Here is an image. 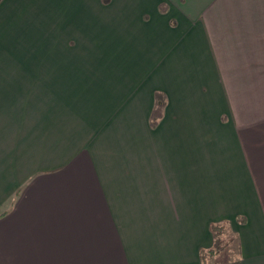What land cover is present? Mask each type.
I'll use <instances>...</instances> for the list:
<instances>
[{"label":"crops","instance_id":"crops-1","mask_svg":"<svg viewBox=\"0 0 264 264\" xmlns=\"http://www.w3.org/2000/svg\"><path fill=\"white\" fill-rule=\"evenodd\" d=\"M216 226L264 264V0H0V264H209Z\"/></svg>","mask_w":264,"mask_h":264},{"label":"rangeland","instance_id":"rangeland-1","mask_svg":"<svg viewBox=\"0 0 264 264\" xmlns=\"http://www.w3.org/2000/svg\"><path fill=\"white\" fill-rule=\"evenodd\" d=\"M60 66H61V64L59 62H53L52 66L50 68L48 65L46 67H44V63L41 62V63H37L35 69H37V70H41V69H52V70H54V69H59ZM55 103H57V102H55ZM49 104H51V106H52L51 108H53V109L50 111H46L47 114L50 112L54 113V112L58 111V108L60 107L58 104H54V103H49ZM40 106H41V104L37 103V107H40ZM36 113H37L36 114L37 115L36 116L37 121L41 122V120H44V115H43L42 110L37 109ZM48 117L50 118V115H48ZM230 233L231 232H229V231L226 232L227 238H225L223 240V244H225L226 240L229 239L227 244H226V246H227L226 250H224V252L221 253L220 251L223 250V248H224V247H222V249L219 252H217L215 254H211V256H213V257H211L210 259H207V262L209 264H229L230 262H234L236 260V258H237V255L235 254L236 242H235L234 238L229 236Z\"/></svg>","mask_w":264,"mask_h":264},{"label":"trees","instance_id":"trees-1","mask_svg":"<svg viewBox=\"0 0 264 264\" xmlns=\"http://www.w3.org/2000/svg\"><path fill=\"white\" fill-rule=\"evenodd\" d=\"M160 9H163V5L160 6ZM165 102H166L165 95L161 92H156L155 96H154L153 109H152L151 114H150L151 126H155L158 123L159 119L162 117ZM213 233L215 236V244H214L213 248L211 249V251H207L206 253H202L203 258L208 256V255L215 254V253L219 252L223 247V245H222L223 240H222V238L219 237V234H221L219 227H217V226L213 227Z\"/></svg>","mask_w":264,"mask_h":264}]
</instances>
